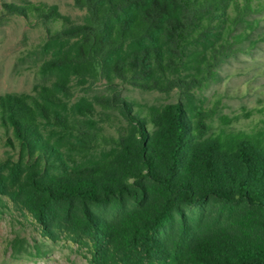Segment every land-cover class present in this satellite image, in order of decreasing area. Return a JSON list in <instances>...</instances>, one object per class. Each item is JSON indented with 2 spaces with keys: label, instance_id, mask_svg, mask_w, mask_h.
<instances>
[{
  "label": "trees",
  "instance_id": "obj_1",
  "mask_svg": "<svg viewBox=\"0 0 264 264\" xmlns=\"http://www.w3.org/2000/svg\"><path fill=\"white\" fill-rule=\"evenodd\" d=\"M73 1L86 11L81 25L56 7L10 8L62 27L49 33L53 57L42 67L56 75L53 87L36 97H0V125L14 138L9 144L59 170L46 181L37 180L44 177L40 167L28 174L32 191L40 194L32 203L38 223L45 226L50 203L78 201L80 228L93 241L90 264H104L105 242L121 264H264V130L210 133L205 111H191L181 101L131 112L119 88L179 90L193 100V89L216 78L217 59L231 46L228 37L259 0ZM72 80L105 81L109 95L100 102L119 110L127 132L107 136L56 111L58 93L69 96ZM43 130L73 139L68 159L47 138L38 143ZM124 199L134 209L118 227L103 225L89 208ZM209 201L238 208L234 229L194 240L186 254L164 250L155 239L158 230L181 208Z\"/></svg>",
  "mask_w": 264,
  "mask_h": 264
},
{
  "label": "rangeland",
  "instance_id": "obj_2",
  "mask_svg": "<svg viewBox=\"0 0 264 264\" xmlns=\"http://www.w3.org/2000/svg\"><path fill=\"white\" fill-rule=\"evenodd\" d=\"M31 3L56 7L74 24L86 22V11L73 0H0V97H36L38 91L53 87L57 80L55 74L44 73L42 67L53 57V48L46 45L48 35L60 30L61 24L10 10L11 6ZM230 15L234 16V12ZM240 34L245 40L234 42L233 37ZM230 35L231 46L217 59L218 66L214 68L216 78L193 89V100L185 99L179 90L164 93L122 85L119 88L130 111L146 112L149 108L181 101L191 111H205L210 133L225 128L246 132L264 130V0L255 2L244 22L234 27ZM69 87V96L58 93L61 101L56 111L67 113L76 121H86L90 128L107 136L127 132L128 124L119 110L107 109L100 102L101 97L109 95L105 81L84 85L72 80ZM225 118L230 125L224 124ZM41 135L38 143H45L47 138L68 159L73 139L62 140L49 130H43ZM9 139L14 141L12 131L0 125V264H90L93 241L80 228L84 215L78 201L50 203L45 226L38 223L32 212V203L40 194L32 191L30 170L43 169L44 177L39 181L50 179L59 170L50 161H33L21 155L20 148L10 145ZM89 208L103 225L118 227L134 205L124 199L91 204ZM234 208L215 201L183 207L158 230L155 239L170 253L186 254L194 240L218 230H231L239 212ZM111 251L112 243L105 242L103 257L99 255L104 264H121L120 256Z\"/></svg>",
  "mask_w": 264,
  "mask_h": 264
}]
</instances>
